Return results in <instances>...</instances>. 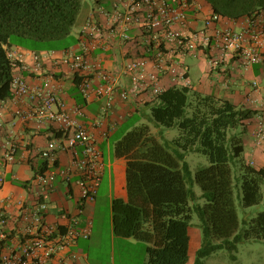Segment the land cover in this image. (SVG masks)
<instances>
[{
	"label": "trees",
	"instance_id": "1",
	"mask_svg": "<svg viewBox=\"0 0 264 264\" xmlns=\"http://www.w3.org/2000/svg\"><path fill=\"white\" fill-rule=\"evenodd\" d=\"M205 1L212 12L230 19L264 14V0ZM82 2L0 0V103L13 100L12 82L21 67L12 47L59 50L55 43L71 36ZM73 73L80 89L82 78ZM80 93L83 95L81 90ZM76 99L77 102L83 100L79 95ZM145 105L149 111L147 118L157 127L176 126L180 134L162 142L149 124L142 123L115 143V155L127 160V199L112 201L114 235L149 243L147 264H204L205 258L217 250L226 249L236 257L238 244L264 240V211L239 231L235 203V179L240 186L243 207L263 201L264 166L250 165L239 159L245 146L237 130L240 126L247 130V121L254 117L256 110L214 94L192 92L190 85L171 86ZM188 108L190 113H187ZM45 128L54 131L53 139L62 134L54 128ZM194 151L202 152L210 161L209 166L197 171L195 178L186 160L187 154ZM2 157L0 165L5 164ZM233 163L240 170L236 177ZM34 169L33 181L37 185L38 175L48 170V166L43 160ZM195 182L202 189L203 204L193 189ZM17 183L27 186V182ZM195 216L197 222H194ZM193 227L200 231L201 243L192 263ZM9 237L12 239L13 234Z\"/></svg>",
	"mask_w": 264,
	"mask_h": 264
},
{
	"label": "built area",
	"instance_id": "2",
	"mask_svg": "<svg viewBox=\"0 0 264 264\" xmlns=\"http://www.w3.org/2000/svg\"><path fill=\"white\" fill-rule=\"evenodd\" d=\"M200 10L201 5L196 0H117L112 10H102L109 19L106 29L111 34H119L122 40L130 41L133 38L130 31L137 29L146 37L149 48L156 50L151 61L138 57L126 63L124 74L129 77L126 86H121L119 76L90 60L85 41L81 44L82 51L65 54L63 62L81 76L80 90L86 98L95 94L105 100L103 109L106 112L113 108L117 96L121 100L144 95L156 98L164 91L161 81L165 76L188 85L182 58L196 56L202 49L236 56L245 66L264 61V14L248 16L246 26L235 29L217 26L223 16L213 12L205 18L203 28L190 30L191 17ZM103 27L92 16L81 32L95 37ZM209 61L216 67L220 58L211 56ZM40 68L41 63L37 61L34 70ZM52 79L32 85L18 74L12 82V98L21 104L15 114L22 120H30L37 128L48 126L62 134L40 151L48 170L39 174L35 181L40 190L34 203L17 201L23 209L17 239L9 237V216L0 202V243L5 242L9 247L0 254V264H51L55 256L76 245L79 238H89L92 233V220L84 214L86 205L96 200L104 169L102 151L95 134L78 122L83 110L80 107L69 109L60 89L51 83ZM255 141L258 145L264 142V103L261 104ZM17 152L18 145L10 143L2 157L4 163L14 162ZM61 152L69 154L68 164L60 162ZM58 179L68 184L74 180L79 186L77 212L59 210V220L51 223L47 220L52 205L50 196ZM79 257L73 254L76 260Z\"/></svg>",
	"mask_w": 264,
	"mask_h": 264
},
{
	"label": "crops",
	"instance_id": "3",
	"mask_svg": "<svg viewBox=\"0 0 264 264\" xmlns=\"http://www.w3.org/2000/svg\"><path fill=\"white\" fill-rule=\"evenodd\" d=\"M104 1H108L109 5H106ZM116 1L96 0L95 5L86 14L84 24L90 17L94 16L104 26L102 32L95 35V37L80 32V36L68 49L34 51L17 45L12 47L21 64V67L16 70V74H22L25 80L32 85H40L46 79H52L51 77H53L51 83L60 89L61 97L67 107L71 110L80 107L83 110L84 114L78 116V122L95 134L103 155L104 169L98 194L94 202L86 205L84 214L85 218L92 220V234L87 239L80 238L77 245L55 256L51 264H91L89 254L83 245L86 240H90L94 235L96 229L95 219L104 212L109 211L111 213L110 227L112 238L115 237L112 228V201L115 198L127 199V160L124 157L115 155L114 146L129 130L121 133L119 138L113 142L112 138L118 132L121 124L129 118H133L140 113L148 114L149 111L146 109L145 103L154 100V98L147 95L132 97L129 100H121L117 96L113 108L104 112L105 100L96 97L95 94L84 98L74 80L73 71L63 62L65 54L82 51L81 44L82 41H85L89 47L90 60L93 63H100L106 70L119 76L121 86H126L129 83L128 75L124 74L126 63L138 57H146L149 61L153 59L156 50L149 48L146 37L142 36L137 29L130 31L133 36L130 41H124L119 34H111L106 29L109 19L102 12V9L112 10ZM196 1L201 5V10L198 11L197 15H192L189 22L190 30L203 28L205 18L213 13L211 6L205 0ZM247 19L248 16L239 19L223 17L217 26L239 29L246 26ZM190 56L199 58L201 62L206 64L202 68L204 72L203 85L198 89L201 93L214 94L236 105L256 110L254 117L247 121L253 143L252 157L248 159L247 163L251 165L252 162L253 165L264 166V142L258 145L255 141V130L258 126L261 104L264 103V61L252 66H245L236 56L222 55L221 52L215 49H202L196 56L186 55L182 58L190 87H192L190 67L187 64V58ZM211 56L220 58V63L216 67L210 65L209 57ZM37 61L41 63V68L34 70ZM248 74L252 76V80H247ZM178 81L181 82V80ZM161 84L164 90L174 85H185L176 83L171 76L163 77ZM78 95L83 99L82 102H77L76 96ZM20 105L12 99L0 103V158L10 143L15 142L20 146L14 162L0 165V202L9 216L7 230L13 234L15 239L19 235L21 226V217L19 216L23 210L17 204V201L23 200L27 204H32L36 200L40 188L33 181L34 166H38L43 162L39 155L40 151L54 137L52 129H39L33 122H24L16 116L15 110ZM60 156V162L68 164L69 154L61 152ZM17 181L27 182V186H22ZM79 192L80 188L74 180L70 184L60 179L56 180L50 196L52 205L47 220L51 223L57 222L59 220V210L76 213ZM194 234L195 242L199 240L195 250L201 243L200 231L196 227L191 228V253L193 251ZM123 239L131 240L133 238ZM82 240L85 242H82ZM3 244L0 254L5 253L9 248L5 242ZM74 253L80 256L77 260L73 258Z\"/></svg>",
	"mask_w": 264,
	"mask_h": 264
},
{
	"label": "rangeland",
	"instance_id": "4",
	"mask_svg": "<svg viewBox=\"0 0 264 264\" xmlns=\"http://www.w3.org/2000/svg\"><path fill=\"white\" fill-rule=\"evenodd\" d=\"M96 3V0H83L79 15L77 17L76 23L73 27L71 36L67 39L55 43L59 49L64 48L65 46L73 45L76 39L80 36L82 30V25L86 19V14ZM106 5H109L108 1H104ZM187 64L190 67V79H191V88L193 91H199L201 85H203V70L202 68L206 66L204 62H201L199 58H194L192 56L187 58ZM247 80H252L250 74L247 75ZM243 86V85H242ZM200 92V91H199ZM187 113H190V109H187ZM135 125L142 123L149 124L152 128V132L159 138L160 141L165 139L171 140L177 138L180 134L178 127L173 128H162L157 127L152 121H150L146 115L140 113L133 118H129L125 123L121 124L118 128V132L112 138V142L119 138L121 133L130 130ZM237 132L243 138V143L245 146L244 152L239 159L247 162L252 156V137L250 132L244 130L243 127H239ZM186 160L190 165L192 171V177L195 178L196 173L199 169L207 167L210 165L208 157L199 151L189 152L186 156ZM233 171L236 177V174L239 175L240 170L238 166L233 163ZM262 193L263 201L251 207H243L241 203V191L240 186L236 185L235 179V203L239 217V231L247 227L252 218H254L259 212L264 211V180L262 181ZM193 189L196 194L200 197L202 196V189L198 183H194ZM199 202L204 203V199L200 197ZM110 212L102 213L98 216L96 220V229L95 233L90 240L84 241L86 251L89 254V260L91 264H147L148 261V245L149 243L144 241H138L136 239H123L115 236L112 238L110 221L111 216ZM198 218L195 216L194 222H197ZM193 251H192V263L194 262V252L195 248L198 245V242H195V234L193 235ZM236 257L232 256V253L226 249L217 250L213 252L210 256L206 257L204 264H264V240H250L238 244V249L235 251Z\"/></svg>",
	"mask_w": 264,
	"mask_h": 264
}]
</instances>
